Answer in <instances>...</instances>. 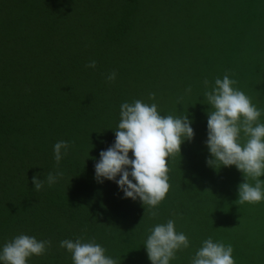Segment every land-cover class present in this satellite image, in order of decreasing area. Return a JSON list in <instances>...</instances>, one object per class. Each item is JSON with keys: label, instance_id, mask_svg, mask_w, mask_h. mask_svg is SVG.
Returning <instances> with one entry per match:
<instances>
[{"label": "trees", "instance_id": "obj_1", "mask_svg": "<svg viewBox=\"0 0 264 264\" xmlns=\"http://www.w3.org/2000/svg\"><path fill=\"white\" fill-rule=\"evenodd\" d=\"M142 28H183L186 37L148 44L137 40ZM224 75L264 109V0H0V245L35 236L51 243L28 264H73L59 242L80 238L116 264H150V229L173 219L190 246L170 264H190L209 237L232 246L235 264H264V201L240 204L231 180L242 173L205 162L204 81L210 90ZM134 100L188 115L194 129L169 160L170 188L155 209L94 179L121 103ZM59 140L70 148L57 165ZM57 171L54 185L34 190V175Z\"/></svg>", "mask_w": 264, "mask_h": 264}, {"label": "clouds", "instance_id": "obj_2", "mask_svg": "<svg viewBox=\"0 0 264 264\" xmlns=\"http://www.w3.org/2000/svg\"><path fill=\"white\" fill-rule=\"evenodd\" d=\"M87 67L95 68L96 62L90 61ZM115 76L110 73L107 79L112 81ZM236 83L224 75L216 78L209 90L208 81H204V97L210 106L204 142L209 156L205 162L214 169L235 166L243 176L237 200L240 204H254L264 201V180L260 179L264 176V123L260 122L264 109L252 103L249 96L235 87ZM191 125L188 115H162L155 103L141 100L121 103L114 141L99 152V159L94 163V179L101 184L105 180L114 182L122 198L139 200L144 207L155 209L170 188V158L180 154L181 145L194 137ZM241 134L246 138L243 142ZM69 148L70 143L65 140L53 145L57 165ZM62 176L60 171L49 172L45 179L36 174L32 177L34 190L39 191L45 180L52 186ZM249 178L254 183H249ZM152 215H156L155 211ZM50 243L26 234L14 236L0 245V264H28L32 256L45 254ZM59 243L71 253L73 264H116L98 243L82 242L80 238ZM143 246L150 264H170L177 251L189 248L190 241L185 233L176 230L175 221L168 219L150 229ZM232 253L230 244L209 237L201 242L190 264H235Z\"/></svg>", "mask_w": 264, "mask_h": 264}, {"label": "rangeland", "instance_id": "obj_3", "mask_svg": "<svg viewBox=\"0 0 264 264\" xmlns=\"http://www.w3.org/2000/svg\"><path fill=\"white\" fill-rule=\"evenodd\" d=\"M159 31H160V33L156 37V33ZM181 31H183V28H176L175 33H174V31H172V28H162V29H160V28H142V34L137 35V40L139 38L145 39V42L148 44H153L154 42L169 43V42L173 41L175 38L182 39L184 37V39H185L186 34L182 37ZM197 44L198 43L194 42L192 45H197ZM239 180H242V182H243L242 174H238V175H236V177H234V176L232 177L231 181H233L234 183H237V184H234V187L238 188V184L241 183V182H239ZM246 230H248V228H246V226H244L243 228L239 229L238 231H239V233H245Z\"/></svg>", "mask_w": 264, "mask_h": 264}]
</instances>
